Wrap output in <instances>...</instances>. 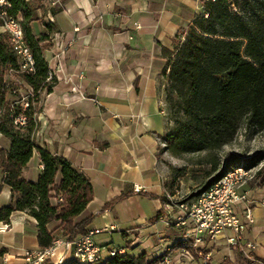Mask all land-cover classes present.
I'll list each match as a JSON object with an SVG mask.
<instances>
[{
	"label": "crops",
	"instance_id": "1",
	"mask_svg": "<svg viewBox=\"0 0 264 264\" xmlns=\"http://www.w3.org/2000/svg\"><path fill=\"white\" fill-rule=\"evenodd\" d=\"M41 1L32 29L36 34L47 32L45 24H53L44 56L48 74L56 82L40 97L34 137L38 145L65 157L88 178L93 197L76 220L91 215L86 228H105L95 236L101 246L125 249L129 243L133 253L144 250L148 260L166 251L158 264H180L179 260L198 264V257L176 244L187 238L194 244L193 236L164 223L173 207L162 199L167 193L162 161L167 122L161 88L168 72L163 50L174 49L194 15L202 11L203 0ZM0 139L6 142L0 148L8 147L1 133ZM41 168L34 149L22 175L36 181ZM134 185L141 189L135 191ZM242 189L247 190L244 185ZM119 196L123 197L113 203ZM249 196L254 199L255 222L237 246L254 242L255 248H242L243 253L264 261V204L260 203L264 197ZM11 202V189L3 184L0 207ZM57 225L53 221L48 228ZM102 233L107 236L99 237ZM113 233H120L121 241L115 243ZM36 235V221L25 211H13L9 223L0 221V264L2 256L5 264H26L25 251L42 249ZM202 239L193 246L201 248L206 239L207 247L215 242L205 235ZM216 240L225 243L221 235ZM215 249L207 248L205 256L209 259ZM185 250L191 258L183 257ZM55 252L70 256L63 247Z\"/></svg>",
	"mask_w": 264,
	"mask_h": 264
},
{
	"label": "trees",
	"instance_id": "2",
	"mask_svg": "<svg viewBox=\"0 0 264 264\" xmlns=\"http://www.w3.org/2000/svg\"><path fill=\"white\" fill-rule=\"evenodd\" d=\"M5 1L9 3L8 16L20 20L34 62L32 72L20 71L8 34L0 30V133L9 141L8 147L0 148V190L6 184L12 193V202L0 207V221L9 223L13 211H25L36 221L39 247L46 248L57 237L71 240L85 233L92 216L80 220L76 217L92 199L93 190L88 178L68 159L38 145L34 137L39 121L38 109L33 104L43 93L50 92L56 82L48 74L44 56L53 24H45L47 32L33 31L37 9L43 7L41 0ZM56 11L52 9V13ZM163 54L168 57L165 100L173 122L162 137L163 150L177 157L214 151L227 144L242 124L264 128V0L204 1L202 11L194 15L174 49L163 50ZM8 69H12L17 82L32 90L33 96L24 108H12L6 99L8 87L3 77ZM19 115L25 116V124L14 123ZM34 149L42 168L37 180L29 181L23 177L22 169ZM258 160L259 157L243 160L229 155L223 167L190 196L207 188L228 167L249 168ZM217 169L215 165L214 170ZM258 186H264V175ZM53 195L61 196L62 201L52 203ZM162 199L166 200L165 194ZM53 221H58V225L49 230ZM55 229L59 232L55 233ZM176 244L198 257L192 239ZM166 253L148 260L144 250L133 253L127 243L123 252L116 251L90 263L70 258L62 264H158ZM41 264L53 263L45 260Z\"/></svg>",
	"mask_w": 264,
	"mask_h": 264
},
{
	"label": "built area",
	"instance_id": "3",
	"mask_svg": "<svg viewBox=\"0 0 264 264\" xmlns=\"http://www.w3.org/2000/svg\"><path fill=\"white\" fill-rule=\"evenodd\" d=\"M8 6L7 1L0 0V29L8 34L10 44L18 58L19 70L32 72L33 56L26 44L23 28L19 18L8 16L6 11ZM9 70L12 71V69ZM14 123L25 124V116H17ZM250 172L251 168L232 165L198 194L176 202H173L175 194L167 192L165 194L167 204L173 209L166 216L165 225L171 229L184 228L187 235L193 236L194 246L197 242L203 241V235L210 239H216L221 235L228 245L237 246L244 241L245 232L255 222L252 212L254 202L249 200L248 191L242 189ZM133 189L139 191L141 186L134 185ZM60 201H62L61 196L53 195L51 198L52 203ZM260 203L264 204V199ZM109 228L113 229V226ZM104 230L105 228H87L84 234L71 240L57 237L49 247L25 251L24 260L26 264H41L56 256L55 251L58 247L70 251V256L65 257V253L62 252L56 256L54 264L63 263L70 258L81 263H90L106 255H113L116 251L123 252V248L101 246L95 241V236ZM226 231L230 234H224ZM245 248L253 250L255 243L246 241ZM184 253L191 256L188 250ZM248 258L253 259V256L249 255ZM5 262L6 256L2 258V263Z\"/></svg>",
	"mask_w": 264,
	"mask_h": 264
},
{
	"label": "rangeland",
	"instance_id": "4",
	"mask_svg": "<svg viewBox=\"0 0 264 264\" xmlns=\"http://www.w3.org/2000/svg\"><path fill=\"white\" fill-rule=\"evenodd\" d=\"M12 72L13 71H10L9 69L6 70L3 77L4 82L8 87L6 99L12 108L17 106H22L24 108L27 106L28 98L33 96V93L32 91L30 92L29 89L31 88H29L26 84L17 82V79L12 74ZM166 84L167 83L165 80L161 88L163 95V114L167 122V129L163 136L169 132L173 124L172 120L170 119L171 114L168 109V104L165 100ZM38 103L33 104L36 106V109ZM5 143V139H0V144L2 146H5ZM164 145L165 144L163 143V147ZM229 155L243 160L259 157V160L252 167H249L251 168V172L249 178L244 184V187L247 188L249 192V200H254L249 196V194L253 193L259 195L260 197H264V186H258V184L261 183L262 175H264V128H255L242 124L237 129L234 137L218 150H203L183 153L180 157L174 156L168 150H166L164 158L162 159L164 163L165 190L169 194H175L173 202L191 197L190 194L201 188L210 177H212L223 167L226 162V158L229 157ZM215 165L218 166L217 170H214ZM98 236L106 237L107 234L102 233ZM113 238L115 243H118L117 241H121L120 233H113ZM213 240H215V242L212 244V247L206 246L207 239L204 240V243L200 245L201 248L203 247L202 249L200 247L198 249L197 247L196 253L198 254L199 258L197 262L198 264H204V260H207L210 264H264L255 257L253 259L248 258L242 251V248H245L243 246L241 248V246L238 247L228 245L226 241L225 243H217L218 240ZM216 247L217 249H215V252L211 253L209 259L205 255L199 253L200 250L204 252L207 248L214 249ZM219 248H222L223 251L220 252ZM245 249L247 250V248ZM226 252L227 254H225ZM182 255H184L183 257L186 259L191 258L185 254L184 251L182 252ZM3 257L4 256H2V258ZM248 260L251 262L248 263ZM48 261L53 263L52 260ZM184 262V260H179L178 263L183 264Z\"/></svg>",
	"mask_w": 264,
	"mask_h": 264
}]
</instances>
